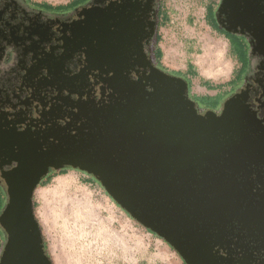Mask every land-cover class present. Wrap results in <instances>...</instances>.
<instances>
[{
    "label": "flooded vegetation",
    "instance_id": "af4514ba",
    "mask_svg": "<svg viewBox=\"0 0 264 264\" xmlns=\"http://www.w3.org/2000/svg\"><path fill=\"white\" fill-rule=\"evenodd\" d=\"M221 1L211 24L235 68L225 89L203 81L209 93L155 57L159 0H0V215L31 189L41 230L36 189L72 169L184 247L190 264H264V37L221 25L249 0L219 10ZM221 95L217 106L196 99ZM153 148L154 231L100 180L119 181ZM0 237L1 264V224Z\"/></svg>",
    "mask_w": 264,
    "mask_h": 264
},
{
    "label": "rangeland",
    "instance_id": "374dc122",
    "mask_svg": "<svg viewBox=\"0 0 264 264\" xmlns=\"http://www.w3.org/2000/svg\"><path fill=\"white\" fill-rule=\"evenodd\" d=\"M159 1L160 62L190 73L194 91H204L203 81L225 89L235 59L227 40L211 24L209 12L219 0ZM222 98L196 97L212 106ZM34 201L53 264H183L174 249L131 219L83 172L55 174L36 189Z\"/></svg>",
    "mask_w": 264,
    "mask_h": 264
},
{
    "label": "water",
    "instance_id": "95a60500",
    "mask_svg": "<svg viewBox=\"0 0 264 264\" xmlns=\"http://www.w3.org/2000/svg\"><path fill=\"white\" fill-rule=\"evenodd\" d=\"M262 1L263 3L258 5L249 0L248 3L244 2L243 5L235 6L236 9H234L231 0H222L219 10L232 8V13L226 20L231 25H221L229 31H237L235 27L240 25V32L247 30L255 36L258 34V37H264V0ZM232 26L234 30H232ZM160 144L164 145L166 149L172 144L169 135L165 132L161 133ZM185 144L187 141L183 138L177 143L178 146ZM150 151L153 154L149 160L145 158L138 164L137 168H130L131 173L127 176L122 174L119 181L113 183L112 180L108 181L103 178L100 180L115 201L124 207L131 216L154 231V206H156L154 204V170L156 168H154V148ZM148 152L144 153L147 154ZM183 152L186 153L188 150ZM162 160L165 165L162 167L164 170L168 159L163 155ZM136 171L139 173L134 175L133 173ZM24 195L21 193L13 195L4 212L0 215V224L8 232V241L1 264H52V260L45 253L41 230L35 222L32 212L31 189ZM136 210L139 211L136 212ZM165 239L190 264L185 248L173 243L167 236Z\"/></svg>",
    "mask_w": 264,
    "mask_h": 264
},
{
    "label": "trees",
    "instance_id": "16d2710c",
    "mask_svg": "<svg viewBox=\"0 0 264 264\" xmlns=\"http://www.w3.org/2000/svg\"><path fill=\"white\" fill-rule=\"evenodd\" d=\"M212 13H213L212 10H210L209 15L211 16ZM158 37H159V35H157V37H156V43L158 42ZM161 56H162V51H161V49H160L159 47L156 46L155 57H156L157 59H160ZM152 234H154V233H152ZM44 245H45L44 247H45V249H46V244H45V242H44ZM46 253H47L48 256H49L48 251H46ZM52 264H53V262H52Z\"/></svg>",
    "mask_w": 264,
    "mask_h": 264
},
{
    "label": "crops",
    "instance_id": "0c3cea01",
    "mask_svg": "<svg viewBox=\"0 0 264 264\" xmlns=\"http://www.w3.org/2000/svg\"><path fill=\"white\" fill-rule=\"evenodd\" d=\"M203 87V89L205 90V91H208V90H206L205 89V87L204 86H202ZM209 93H213V92H211V91H208ZM113 201V200H112ZM114 202V201H113ZM149 232V231H148ZM151 233V232H150ZM152 234V233H151Z\"/></svg>",
    "mask_w": 264,
    "mask_h": 264
},
{
    "label": "bare ground",
    "instance_id": "6f19581e",
    "mask_svg": "<svg viewBox=\"0 0 264 264\" xmlns=\"http://www.w3.org/2000/svg\"><path fill=\"white\" fill-rule=\"evenodd\" d=\"M207 39H208V38H207ZM208 41H209V40H208ZM213 42H214V41H213ZM213 42H212V43H213ZM208 44H209V43H208ZM209 45H210V44H209ZM211 48H212V47H211ZM211 50H212V49H211ZM173 51H174V50H173ZM168 53H169V52H168ZM168 53H167V54H168ZM168 56H169V55H168ZM168 56H167V57H168ZM172 56H173V55H172ZM177 56H178V55H177ZM211 58H212V57H211ZM221 60H222V59H221Z\"/></svg>",
    "mask_w": 264,
    "mask_h": 264
}]
</instances>
